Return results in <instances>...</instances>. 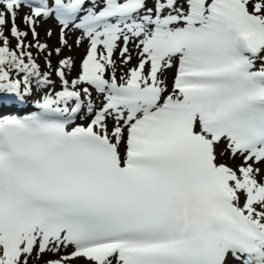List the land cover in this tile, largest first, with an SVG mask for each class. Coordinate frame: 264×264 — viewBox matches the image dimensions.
<instances>
[{
    "label": "snow or ice",
    "instance_id": "snow-or-ice-1",
    "mask_svg": "<svg viewBox=\"0 0 264 264\" xmlns=\"http://www.w3.org/2000/svg\"><path fill=\"white\" fill-rule=\"evenodd\" d=\"M78 262L264 264V0H0V264Z\"/></svg>",
    "mask_w": 264,
    "mask_h": 264
},
{
    "label": "rangeland",
    "instance_id": "rangeland-1",
    "mask_svg": "<svg viewBox=\"0 0 264 264\" xmlns=\"http://www.w3.org/2000/svg\"><path fill=\"white\" fill-rule=\"evenodd\" d=\"M21 15H23V14H21ZM17 23L20 25L22 30H26L25 26L20 22L19 17L17 18ZM48 29H51L52 32H53V36L51 38H48L46 36V31ZM37 31L40 34V36H39L40 41L44 42V43H47L49 45L50 49L58 46V41H57L58 29H57L56 24L52 20H49L47 22H41V24L37 26ZM76 35H79V33H70L69 34L68 39H69V43L70 44H72V42H73L72 40H74ZM10 40H11L12 46H14L16 41L14 39H12V38H10ZM30 40H31V35L29 34V36L27 38V41H30ZM86 47H87V44L85 42V43H82L79 47L73 45L71 50L63 49V51H62V56H71L74 59V61H76L75 62L76 63V67L73 69V71L71 73L72 77H75L77 72H78V66H79V63L81 61L80 57L86 54ZM32 52H33V55L37 58V62L40 64L41 69L42 70H49V69H47V66H46V64L44 62V55L38 53L36 49H32ZM60 58L61 57H57L55 54H53V56L51 57V63H52V67L53 68H55L57 66V61ZM134 62L135 61H133V63ZM171 72H172V70L169 71V75H170L169 76V85L171 83ZM52 76H53L52 79L54 81H56L57 90H59V81L57 80V78L55 77L54 74ZM230 164L233 165V163H231V160H230ZM78 264H79V262H78Z\"/></svg>",
    "mask_w": 264,
    "mask_h": 264
},
{
    "label": "bare ground",
    "instance_id": "bare-ground-1",
    "mask_svg": "<svg viewBox=\"0 0 264 264\" xmlns=\"http://www.w3.org/2000/svg\"><path fill=\"white\" fill-rule=\"evenodd\" d=\"M72 41H73V40H72ZM85 42H86V41H85ZM80 58L82 59L83 56H81ZM75 62H76V61H75ZM41 65H42V64H41ZM168 73H169V72H168ZM168 73H167V75H168ZM117 74L119 75V72H118ZM169 76H170V75H169ZM52 77H53V76H52ZM94 96H95V95H94ZM231 163H233V165H234V164L238 163V161H232V160H231Z\"/></svg>",
    "mask_w": 264,
    "mask_h": 264
}]
</instances>
